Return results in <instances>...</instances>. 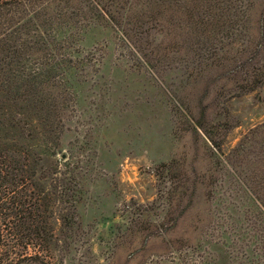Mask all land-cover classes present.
I'll return each mask as SVG.
<instances>
[{"label":"rangeland","instance_id":"rangeland-1","mask_svg":"<svg viewBox=\"0 0 264 264\" xmlns=\"http://www.w3.org/2000/svg\"><path fill=\"white\" fill-rule=\"evenodd\" d=\"M82 16L56 50L30 28L35 60L19 71L38 76L37 132L25 143L69 166L39 175L54 181L41 210L49 244L0 249L2 264H264V147L251 135L264 124V84L233 97L230 78L190 75L206 52L199 45L190 59L171 54L149 69L112 25ZM46 65L56 67L41 77ZM44 106L55 113L49 140Z\"/></svg>","mask_w":264,"mask_h":264},{"label":"trees","instance_id":"trees-1","mask_svg":"<svg viewBox=\"0 0 264 264\" xmlns=\"http://www.w3.org/2000/svg\"><path fill=\"white\" fill-rule=\"evenodd\" d=\"M257 6L262 9L254 33L255 26L251 24ZM71 13H75V18L89 14L93 24L104 21L112 25L130 45L135 57L149 69L156 70V63L171 54L190 59L194 47L199 45L206 48V52L198 65L185 67L190 75L193 69L200 75L214 73L215 81L230 78L237 83L238 93L233 97L254 92L264 84V63L258 67L264 62V0H0L1 250L35 249L42 246L36 243L38 240L47 245L50 242V223L43 218L41 210H48L53 204V198L46 191L54 181L39 175L50 173L53 167L60 165L68 167L69 163L65 155L60 161L51 162L25 143L29 134L37 132L35 86L38 84L35 81L38 76L35 69L29 73L19 71L22 69L19 63L25 59L35 60L31 27L37 24L43 36L49 38L50 48L56 50V40L66 36L62 35L63 31L78 28ZM235 27L239 29L236 31ZM241 35L248 42L246 40L244 48H237L234 57H230L234 49L229 46L241 43ZM65 60V56L60 55L58 65L62 67ZM55 67L46 65L40 76H48ZM45 69L49 71L44 73ZM209 88L210 84L206 86L207 91ZM40 112L38 120L45 139L49 140V119L55 113L49 106H44ZM196 124L203 128L198 121ZM261 130L264 124L251 135L261 134L257 138L264 147ZM11 253L8 252L9 256ZM2 258L0 252V264ZM29 259L20 264L35 261V258Z\"/></svg>","mask_w":264,"mask_h":264}]
</instances>
